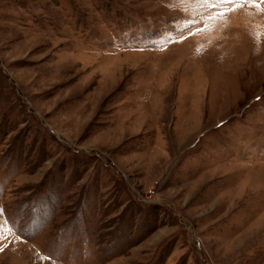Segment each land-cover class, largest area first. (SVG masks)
I'll use <instances>...</instances> for the list:
<instances>
[{"label":"rangeland","instance_id":"obj_1","mask_svg":"<svg viewBox=\"0 0 264 264\" xmlns=\"http://www.w3.org/2000/svg\"><path fill=\"white\" fill-rule=\"evenodd\" d=\"M225 11L0 0V264H264V11Z\"/></svg>","mask_w":264,"mask_h":264},{"label":"snow or ice","instance_id":"obj_2","mask_svg":"<svg viewBox=\"0 0 264 264\" xmlns=\"http://www.w3.org/2000/svg\"><path fill=\"white\" fill-rule=\"evenodd\" d=\"M208 7L212 8V9H218L223 7L224 9H226L225 12H221L220 15H226L227 11H233L235 10L237 7H239L240 5L243 4H253L254 6L261 8L262 11H264V0H206ZM190 31V30H189ZM181 39L184 38L185 34L182 32L180 33ZM167 42H175L174 40L171 39V37H169V40ZM4 213V208L0 207V216H2ZM4 224H7L8 221L4 220L3 221ZM13 231L12 229H4V232H11ZM18 236L17 238H23L24 233L22 230L20 229H16ZM0 235H3V233H0ZM4 238L6 239V236H4ZM6 245H2L0 244V253H3L5 250ZM44 260H51L52 264H56L55 260H53L52 255H46L43 257Z\"/></svg>","mask_w":264,"mask_h":264}]
</instances>
